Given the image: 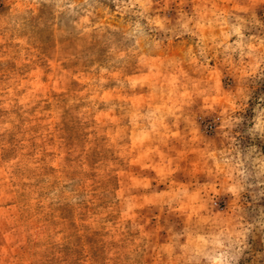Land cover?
<instances>
[{
	"label": "rangeland",
	"instance_id": "374dc122",
	"mask_svg": "<svg viewBox=\"0 0 264 264\" xmlns=\"http://www.w3.org/2000/svg\"><path fill=\"white\" fill-rule=\"evenodd\" d=\"M0 264H264V0H0Z\"/></svg>",
	"mask_w": 264,
	"mask_h": 264
}]
</instances>
